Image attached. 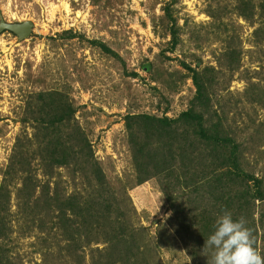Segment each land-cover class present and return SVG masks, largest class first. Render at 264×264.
<instances>
[{
    "label": "rangeland",
    "instance_id": "obj_1",
    "mask_svg": "<svg viewBox=\"0 0 264 264\" xmlns=\"http://www.w3.org/2000/svg\"><path fill=\"white\" fill-rule=\"evenodd\" d=\"M222 207L264 255V0H0V264H207Z\"/></svg>",
    "mask_w": 264,
    "mask_h": 264
},
{
    "label": "clouds",
    "instance_id": "obj_2",
    "mask_svg": "<svg viewBox=\"0 0 264 264\" xmlns=\"http://www.w3.org/2000/svg\"><path fill=\"white\" fill-rule=\"evenodd\" d=\"M213 228L203 248L204 255L211 250L207 264H264V255L255 247L253 231L243 216L234 220L232 213L222 207Z\"/></svg>",
    "mask_w": 264,
    "mask_h": 264
},
{
    "label": "trees",
    "instance_id": "obj_3",
    "mask_svg": "<svg viewBox=\"0 0 264 264\" xmlns=\"http://www.w3.org/2000/svg\"><path fill=\"white\" fill-rule=\"evenodd\" d=\"M230 164H231V166H233V168L235 170H239V171L242 172V170L239 169V166H238L237 163L230 162ZM95 180H96L98 185L101 184V183L104 184V185L107 184V182L105 180V175L102 172V169H100V168L97 169L96 175H95ZM164 191L166 192V195L168 196V200L171 202L172 199L169 196V192H167L168 190H164ZM48 208H49V206L44 207V210L48 209ZM111 209L113 211H111ZM97 212H98L97 213L98 215H101V213L104 212V214H105V221L104 222L107 223V226H108V222L115 221L118 218L123 219V220H127L128 219L126 214L121 211V203H120V201H113L112 208L108 205V206L102 207L100 209V211H97ZM124 226H125V228H123V234H122L124 238L129 237V235L132 232H136L137 231V228L135 226H133L130 221L125 222ZM110 230L112 231V235H113L114 231L117 230V228L110 229ZM133 249H134L133 250L134 252L131 253V254L134 255V257H133L134 263L136 261V264H143V262L145 264H147V262L145 260V256H147V255H146L145 252H142V250H141L142 247L140 245L135 244ZM140 255L141 256L143 255L142 259L139 257Z\"/></svg>",
    "mask_w": 264,
    "mask_h": 264
},
{
    "label": "water",
    "instance_id": "obj_4",
    "mask_svg": "<svg viewBox=\"0 0 264 264\" xmlns=\"http://www.w3.org/2000/svg\"><path fill=\"white\" fill-rule=\"evenodd\" d=\"M3 26L15 33H17L21 38L29 36L32 32L34 24L32 22L25 23H4Z\"/></svg>",
    "mask_w": 264,
    "mask_h": 264
},
{
    "label": "bare ground",
    "instance_id": "obj_5",
    "mask_svg": "<svg viewBox=\"0 0 264 264\" xmlns=\"http://www.w3.org/2000/svg\"><path fill=\"white\" fill-rule=\"evenodd\" d=\"M23 24V23H22Z\"/></svg>",
    "mask_w": 264,
    "mask_h": 264
}]
</instances>
